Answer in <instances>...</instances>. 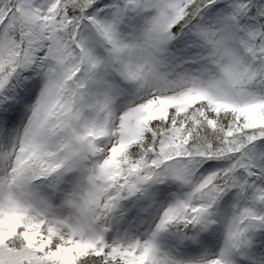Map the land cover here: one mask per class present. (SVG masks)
Segmentation results:
<instances>
[{"label": "snow or ice", "instance_id": "snow-or-ice-1", "mask_svg": "<svg viewBox=\"0 0 264 264\" xmlns=\"http://www.w3.org/2000/svg\"><path fill=\"white\" fill-rule=\"evenodd\" d=\"M0 264H264V0H0Z\"/></svg>", "mask_w": 264, "mask_h": 264}]
</instances>
